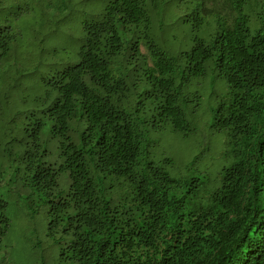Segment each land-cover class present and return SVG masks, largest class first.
Segmentation results:
<instances>
[{
	"label": "trees",
	"instance_id": "trees-1",
	"mask_svg": "<svg viewBox=\"0 0 264 264\" xmlns=\"http://www.w3.org/2000/svg\"><path fill=\"white\" fill-rule=\"evenodd\" d=\"M14 1L0 0V27ZM174 28L182 42L163 48ZM82 30L77 62L41 74L34 99L0 89V264H16L15 197L61 264H264V0H108ZM210 77L227 94L201 124L225 137L207 185L172 176L149 143L199 132L188 112Z\"/></svg>",
	"mask_w": 264,
	"mask_h": 264
},
{
	"label": "rangeland",
	"instance_id": "rangeland-1",
	"mask_svg": "<svg viewBox=\"0 0 264 264\" xmlns=\"http://www.w3.org/2000/svg\"><path fill=\"white\" fill-rule=\"evenodd\" d=\"M108 0H38L24 3L22 0L11 2L15 9L7 12L8 23L0 27V89L16 90L19 97L34 99L33 91L40 75L53 70H63L77 62V52L83 43L82 24L97 20ZM5 5V4H4ZM8 6V4H7ZM168 19L176 15H187L185 5L178 10L165 11ZM169 26V25H168ZM172 27V26H170ZM177 40L160 42L166 47L174 42H182L179 29H172ZM220 78L201 80L197 89L203 97L202 103L189 107L188 113L198 112L199 132L185 136L171 129L152 132L150 151L156 162L170 160L165 168L172 176H207L206 184L217 177L221 169L225 137L221 132L210 130L201 124L211 121V109L216 100L227 94ZM218 84L222 88H218ZM18 92V93H17ZM43 132V142L49 151L48 161L57 158V140ZM67 187V181L62 180ZM11 229L8 237L10 258L16 264H61L59 247L50 245L45 237L43 226L27 223L23 201L15 197L10 201L7 211ZM40 241L33 249L32 243ZM51 249V250H49Z\"/></svg>",
	"mask_w": 264,
	"mask_h": 264
}]
</instances>
